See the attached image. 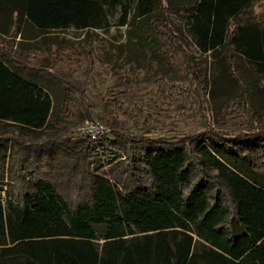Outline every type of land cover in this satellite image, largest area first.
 I'll use <instances>...</instances> for the list:
<instances>
[{
    "label": "trees",
    "instance_id": "obj_1",
    "mask_svg": "<svg viewBox=\"0 0 264 264\" xmlns=\"http://www.w3.org/2000/svg\"><path fill=\"white\" fill-rule=\"evenodd\" d=\"M256 1L187 7L200 53L221 52L234 77L236 55L264 73V24L249 11ZM117 6L119 24L153 57L173 69L188 61L164 14L173 5L161 0H0V122L16 140L6 156L0 138V174L8 161L17 185L16 197L0 196V264H264V131L248 141L195 134L173 142L125 135L114 122L112 137L99 141L104 160L91 159L93 140L66 138L59 115L85 108L93 118L85 90L54 69L56 57L31 62L6 38L102 27ZM156 73L119 81L115 105L141 113L138 91L160 86ZM46 126L53 133L41 142L29 134Z\"/></svg>",
    "mask_w": 264,
    "mask_h": 264
},
{
    "label": "rangeland",
    "instance_id": "obj_2",
    "mask_svg": "<svg viewBox=\"0 0 264 264\" xmlns=\"http://www.w3.org/2000/svg\"><path fill=\"white\" fill-rule=\"evenodd\" d=\"M161 1L163 6L173 5L164 14L172 28L183 37L189 56L188 61L181 59L180 65L174 69L164 58L153 57L135 37H129L127 26L119 24V6L106 11V23L102 27L53 30L45 35V39L26 40L19 34L6 37L10 49L24 51L31 62L42 59L46 63L56 57L54 69L85 90L93 118L89 119L85 108L76 112L71 109V114L63 112L59 115L64 117L61 123L66 125V138H88L77 131V126L86 121H98L106 128L105 134L91 138V159L92 154L98 153L104 160L99 141L112 137L115 128L111 124L114 122L118 126L116 130L125 135H144L173 142L195 134L248 141L254 135L260 137L264 131V73L257 72L251 62L236 55L233 62L235 77L229 74L221 52L216 53L217 58L214 57L216 54L200 53L193 42L187 28L190 11L187 7H191L194 0ZM249 11L252 19L264 24V0H257ZM159 15L160 18L163 16L161 12ZM19 41L24 42L22 46H17ZM47 49L57 51V55L49 56ZM85 52L89 55L85 56ZM151 72H157L155 78L160 80V86L148 82L141 85L145 86L138 91L144 96V102L138 105L141 113L124 103H119L118 108L114 100L120 90L115 85L126 77L145 80ZM170 86L173 88L168 92ZM3 125L0 122V138H8L5 146L8 156L12 151L11 143L16 140L11 134L5 137ZM52 131L53 127L46 126L29 134L41 142ZM17 132L14 130V134ZM117 154L118 161L125 159L123 153ZM8 173L7 161L0 174L2 199L14 198L17 194V185L14 186Z\"/></svg>",
    "mask_w": 264,
    "mask_h": 264
},
{
    "label": "built area",
    "instance_id": "obj_3",
    "mask_svg": "<svg viewBox=\"0 0 264 264\" xmlns=\"http://www.w3.org/2000/svg\"><path fill=\"white\" fill-rule=\"evenodd\" d=\"M77 131L91 139L105 134L107 130L98 121L91 120L77 126Z\"/></svg>",
    "mask_w": 264,
    "mask_h": 264
}]
</instances>
